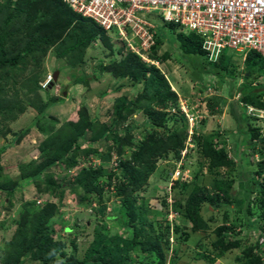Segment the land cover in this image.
I'll return each instance as SVG.
<instances>
[{
	"label": "trees",
	"instance_id": "1",
	"mask_svg": "<svg viewBox=\"0 0 264 264\" xmlns=\"http://www.w3.org/2000/svg\"><path fill=\"white\" fill-rule=\"evenodd\" d=\"M166 25L171 30H178L177 48L182 50L188 61L202 56L213 65L211 74L219 82H224L227 77L234 78L236 67L232 56L227 52L215 62L210 61L199 36L181 31L174 24ZM111 37L112 33L82 17L62 1L0 0V136L8 121H16L28 108H33L37 111V117L32 126L46 137L38 147V154L28 164L30 168L40 161L27 174V183L35 185L40 194L82 189L85 194L82 202L91 206L94 200L98 201V219L118 218L124 231L132 229L131 235L111 236L103 224L100 226L97 223L95 238L84 257L79 259L75 243L73 253L68 256L64 251V244L53 240L58 229L48 227V223L58 212L57 208L49 204L38 208L35 203H27L16 233L7 244L4 264H28L29 261L35 264L168 263L172 232H180L181 227L175 225L174 228L166 219L157 220L156 216L160 213H153L146 202L139 206L138 193L145 190L160 161L181 159L189 137L188 121L185 115L177 116L173 113L180 110V99L163 70L170 54L158 55L159 49L164 45L160 35L156 34V44L149 54L150 59L159 63L160 67L132 53L122 40H119L121 45L115 51V43ZM99 40L110 49L111 54H122L121 59L103 66L102 70L114 78L128 79L133 85L143 87L135 101L127 102L123 98L118 100L115 107L117 126H121L135 113L144 112L146 125L143 139L139 143L135 142L131 130L127 129L123 136L119 130L101 125L96 118H90L86 109H80L77 120H69L60 127H57L58 119L49 115L54 107L66 99L64 95H50L54 83L45 89L41 87L40 83L46 80V77L42 81L39 78L43 60L51 50H55L57 60H64L69 66L77 67L83 62L87 50ZM244 65L243 84L235 87L233 81L229 83V98L234 100L229 101L230 111L237 122L236 131L244 125L249 134L246 145L251 154L245 153V156L250 160L256 154L262 157V161L256 163L254 172L246 173L249 182L245 199L237 201L234 196V179L221 173L222 169H234L238 164L228 151L226 136L219 131L206 134L197 130L193 135L197 150L204 159L201 164L213 176L210 188L197 182L198 174L192 185L182 180H175L174 183L183 192L190 189L184 203L177 201L175 210L191 225L194 233H206L218 223L214 229L216 239L211 244L212 250L202 255L210 263L224 258L234 250H241V254L236 257L237 264H264V244L257 242L252 245L249 238L243 239L240 233L235 232L236 228L229 225V209L237 203L238 208L245 209L249 229L260 230V236L264 238V182H260L261 178L264 179V145L259 143L260 129L252 122L244 124L245 112H242L244 109L247 113V105L264 108V82H254L255 78L264 76V57L250 51L245 57ZM166 69L168 70L167 67ZM89 80L88 76L83 75L70 88L77 85L88 86ZM65 89L67 92L68 87ZM237 95H240L238 99ZM226 103L227 99L218 101L220 108ZM241 104L245 106L242 107ZM180 122L186 123H181L180 126ZM30 132V128L20 132L13 143L18 144ZM87 135L90 137L86 139ZM109 140L113 144L101 159L104 163H110L115 153L118 158L114 169L106 172L103 167L84 168L67 184L44 177L45 170L53 165H62L71 170L79 164V158L98 156L99 150L90 146ZM84 145L89 147L84 148ZM2 171L0 167V174ZM103 182L107 184V190L104 189ZM0 189L11 194V190L5 186H0ZM106 193H109V198L120 202L116 216L105 217ZM163 204L167 206L166 200ZM257 212L260 219L251 220ZM155 224L159 226L158 230L155 229ZM61 230L71 232L73 229L65 227ZM177 252L175 250L176 254ZM174 256L173 259L176 260L177 255Z\"/></svg>",
	"mask_w": 264,
	"mask_h": 264
},
{
	"label": "rangeland",
	"instance_id": "2",
	"mask_svg": "<svg viewBox=\"0 0 264 264\" xmlns=\"http://www.w3.org/2000/svg\"><path fill=\"white\" fill-rule=\"evenodd\" d=\"M149 17L155 24L157 33L163 39L164 45L159 49L158 55L170 54V57L164 63L168 70L166 67H162L164 73H167L172 89L177 92L180 99V110L173 111V113L177 116L185 115L188 123L180 122L179 124L181 126V123H186L189 127V133L193 131L195 134L197 130L206 134L219 131L220 134L226 136L228 151L238 165L234 169H222L221 173L234 179V196L238 199L237 201H242L245 199V191L249 182L246 173L250 172L252 174L254 172L256 162L255 159L250 160L248 156H245V153L249 155L251 153L246 145L249 134L244 129V125L236 131L237 122L233 118L229 105V101L233 102L234 100L229 98L228 90L231 81H233L235 87L243 84L245 56L227 51V54L233 58L236 67L235 75L234 78L227 77L224 82H219L218 78L211 74L213 65L204 57L197 56L188 61L182 50L177 48L179 47L178 30H171L160 13H153ZM111 39L115 43V51H118L121 44L117 34L113 33ZM121 55L116 52L111 54L110 49L100 40L92 44L87 50L83 62L74 68L64 60H57L55 50L48 53L43 60V68L39 76L40 81L44 77L53 76L54 78L55 73L58 71V80L50 90V95L52 97L64 95L66 99L49 112V115L58 119L57 127L69 120H77L80 109H86L89 117L98 119L101 125L119 130L123 136L126 135V130L129 129L132 131L136 143L142 141L146 125V115L143 111L129 117L121 126L115 124L117 119L115 107L118 100L121 101L124 98L127 102H133L143 88L142 85H133L128 79L114 78L111 74L102 70L103 66L116 59H121ZM83 75L90 78L89 85H77L70 88V85ZM255 81L263 83L264 76L255 78ZM66 87H68L67 92H65ZM41 94L42 97H45L43 93ZM221 99H227V103L222 108L218 104ZM242 112H245L243 114L244 124L256 121V119L247 115L244 109ZM194 115L198 118L193 123L191 118ZM36 117L37 111L28 108L16 121H8L0 136V167L3 170L0 174V186H5L11 190V194H7V192L0 189V264H4L7 244L16 233L24 212V206L27 203H35L38 208L45 207L47 204L54 205L57 208L58 212L50 220L48 227L58 229L56 235L53 236V240L55 243L64 244V251L68 256L73 253V243H75L78 247L77 255L79 259L84 257L95 238L97 223H100V226L103 224L111 236L118 234L131 235L132 229H128V232L124 231L117 221L118 218L113 220L98 219L96 217L100 208L98 201L94 200L91 206H88L86 202H82L81 199L85 195L82 189H66L53 194H40L35 185L27 183L29 178L27 174L40 164V161L30 168H28V164L36 157L38 147L46 138L32 126ZM204 121L205 124H202ZM28 128L31 129V132L18 144H14L13 141L17 134ZM88 137L90 136L87 135L86 139ZM190 139L191 137H188L187 140V147L191 149L189 155L182 157L180 161L169 159L158 163V169L149 178L147 187L144 191L138 193V205L140 206L143 202H146L147 207L153 213H160L156 216L157 220L166 219L172 223L173 227L175 225L181 227L180 232L176 233L174 230L172 232L167 264H173L174 255H177L174 264H237L236 257L241 254V250H234L214 263L202 258V255L208 254V251L212 250L211 244L216 239L214 229L218 223L213 225L212 229L206 233H194L191 225L175 210L177 201L184 203L190 192V189L183 192L181 188L174 185L173 176L177 168H181L180 170L183 171L184 182L191 185L197 174V182L202 186L210 188L213 180V176L207 172V167H203L201 164L204 159L199 154L196 143L193 138L191 141ZM261 141L264 143V137L261 138ZM112 144L109 140L102 141L96 146H90L99 150L98 156L92 155L88 158H79V164L71 170H67L62 165H53L45 170L44 177L54 178L58 183L67 184L73 181L75 176L84 168L98 169L103 167L106 172L110 171L116 167L115 161L118 156L114 153L110 163H104L101 157L108 153V149L111 148ZM83 147L87 148L89 146L84 145ZM263 180L261 178L260 182H264ZM103 185L104 189L107 190V184L103 182ZM108 196L109 193L104 194L105 217L116 216L120 209V202ZM164 200H166L167 206L163 204ZM167 209L169 213L166 214ZM229 211V225L236 228L235 232L240 233V237L243 239L249 238L252 245L257 242L264 244V238L260 236L262 235L260 230H251L247 226L244 208L241 210L235 203ZM257 219H260L258 212L251 220ZM65 227H71L73 230L71 232L61 230ZM158 228L159 226L155 224V229L158 230ZM175 250L178 251L177 254ZM28 264L35 263L29 261ZM134 264L139 263L135 262Z\"/></svg>",
	"mask_w": 264,
	"mask_h": 264
},
{
	"label": "built area",
	"instance_id": "3",
	"mask_svg": "<svg viewBox=\"0 0 264 264\" xmlns=\"http://www.w3.org/2000/svg\"><path fill=\"white\" fill-rule=\"evenodd\" d=\"M82 17L94 21L110 34L127 43L132 53L154 63L149 54L156 44L155 24L150 15L160 13L165 23L194 33L203 40L210 61L227 51L246 55L255 51L264 57V0H59ZM53 76L40 83L47 88ZM249 114L262 121L264 110L250 107ZM195 115L191 121L196 122ZM193 131L190 133L193 135ZM264 133V128H263ZM192 139V138H191ZM190 139V141H191ZM190 148L182 152L185 157ZM177 168L173 180H182ZM264 240V239H263ZM262 240V242H263Z\"/></svg>",
	"mask_w": 264,
	"mask_h": 264
},
{
	"label": "clouds",
	"instance_id": "4",
	"mask_svg": "<svg viewBox=\"0 0 264 264\" xmlns=\"http://www.w3.org/2000/svg\"><path fill=\"white\" fill-rule=\"evenodd\" d=\"M249 53V52H248ZM222 55V54H221ZM247 55V54H246ZM246 55H245V57H246ZM261 55V54H260ZM262 56V55H261ZM158 66H159V64H158ZM47 79V78H46ZM44 82V81H43ZM42 83V82H41ZM52 83H55V81L53 80V82ZM239 96L240 95H237V97H236V99H238L239 98ZM241 106L243 107V106H245V104H241ZM250 107H253V108H255V109H258V110H264V108H258V107H255V106H249V105H247V114L250 116V117H253V119H256V121L254 122V125H255V127H257V128H259L260 129V134H261V136H260V145H264V143H262V141H261V138L262 137H264V133H263V128H264V125L262 124V121H259V119L257 118V117H255V116H252V115H250L249 114V112H248V110H249V108ZM193 135H194V133H193ZM193 135H191L190 133H189V137H191V138H193ZM187 148V147H186ZM185 148V149H186ZM191 150V149H190ZM190 150H189V152H188V154L190 153ZM184 151V150H183ZM182 151V152H183ZM250 153V152H249ZM187 154V155H188ZM251 154V153H250ZM181 155H182V153H181ZM186 155V156H187ZM253 157V158H252ZM181 158H182V156H181ZM251 158L252 159H255V162L257 163V162H260V161H262V157L259 155V154H256V155H254V156H251ZM180 161V160H179Z\"/></svg>",
	"mask_w": 264,
	"mask_h": 264
},
{
	"label": "water",
	"instance_id": "5",
	"mask_svg": "<svg viewBox=\"0 0 264 264\" xmlns=\"http://www.w3.org/2000/svg\"><path fill=\"white\" fill-rule=\"evenodd\" d=\"M58 74H59V72L57 71V72L55 73V76H54V81H55V82L58 80Z\"/></svg>",
	"mask_w": 264,
	"mask_h": 264
}]
</instances>
